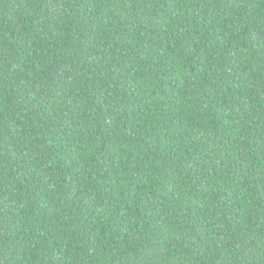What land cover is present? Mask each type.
I'll return each mask as SVG.
<instances>
[{"label": "trees", "instance_id": "1", "mask_svg": "<svg viewBox=\"0 0 264 264\" xmlns=\"http://www.w3.org/2000/svg\"><path fill=\"white\" fill-rule=\"evenodd\" d=\"M0 264H264V0H0Z\"/></svg>", "mask_w": 264, "mask_h": 264}]
</instances>
